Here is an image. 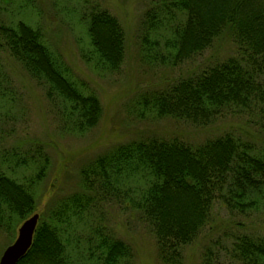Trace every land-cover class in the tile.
Returning <instances> with one entry per match:
<instances>
[{
    "label": "trees",
    "instance_id": "1",
    "mask_svg": "<svg viewBox=\"0 0 264 264\" xmlns=\"http://www.w3.org/2000/svg\"><path fill=\"white\" fill-rule=\"evenodd\" d=\"M9 1L0 0V56L20 62L47 98L62 104L73 127L93 125L101 111L97 97L43 40L39 26L8 20ZM78 4L69 13L87 31L96 61L118 67L125 53L121 23L98 0ZM141 25L143 55L173 66L225 32L237 45L231 56L145 94L141 106L201 127L242 115L255 130L224 129L196 143L150 136L114 146L84 167L79 190L40 214L16 264H132L130 244L102 222L105 204L130 206L149 224L163 264H182L184 246L207 227L219 204L234 226L209 241L202 264H264V229L241 222L264 216V0H155ZM11 90L0 80L2 103L14 101ZM48 160L39 146L25 153L0 150V228L34 213L32 181L18 180L16 169L37 163L40 180ZM93 214L97 219L89 224ZM83 230L88 238L79 236Z\"/></svg>",
    "mask_w": 264,
    "mask_h": 264
},
{
    "label": "rangeland",
    "instance_id": "2",
    "mask_svg": "<svg viewBox=\"0 0 264 264\" xmlns=\"http://www.w3.org/2000/svg\"><path fill=\"white\" fill-rule=\"evenodd\" d=\"M98 1L119 20L124 30L125 53L118 67L102 66L96 61L87 31L75 15L69 13L79 7L78 0H10L5 3L4 15L9 17L8 20L20 18L39 26L43 40L59 54L76 79L85 85V90L97 97L101 106L93 125L83 130L73 127L64 118L62 104L50 101L44 87L27 74L20 62L2 52L0 80L12 89L14 101L6 104L0 101V150L16 147L25 153L27 149L39 146L48 156V165L40 180L36 178L37 163L19 166L15 171L18 180L32 181L34 213L39 216L54 202L79 190L84 167L118 144L150 136L175 137L196 143L224 129L250 133L255 130L242 115H226L208 127H201L171 116H157L149 105L144 108L139 104L145 94L161 88L166 82L234 54L237 45L227 32L216 37L202 52L173 66L156 58L147 59L141 48V20L155 0ZM103 208L102 222L130 244L132 264H163L155 235L137 212L130 206L118 204H105ZM213 209L207 227L184 246L182 264H202L209 241L234 226L223 206L217 204ZM93 217L94 220L91 216L87 220L89 224L96 221L97 215L93 214ZM262 219L264 216L255 215L241 222L250 221L254 227L264 229ZM22 222L14 221L9 230L0 228V257L15 240ZM81 234V239L89 237L85 231Z\"/></svg>",
    "mask_w": 264,
    "mask_h": 264
},
{
    "label": "water",
    "instance_id": "3",
    "mask_svg": "<svg viewBox=\"0 0 264 264\" xmlns=\"http://www.w3.org/2000/svg\"><path fill=\"white\" fill-rule=\"evenodd\" d=\"M38 218L39 214L33 213L21 223L15 240L4 249L0 257V264H16L27 252L32 243Z\"/></svg>",
    "mask_w": 264,
    "mask_h": 264
}]
</instances>
